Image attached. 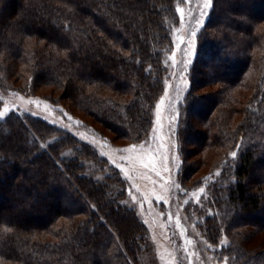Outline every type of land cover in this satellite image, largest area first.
Returning a JSON list of instances; mask_svg holds the SVG:
<instances>
[{"label": "trees", "instance_id": "16d2710c", "mask_svg": "<svg viewBox=\"0 0 264 264\" xmlns=\"http://www.w3.org/2000/svg\"><path fill=\"white\" fill-rule=\"evenodd\" d=\"M181 1L0 0V90L7 91L9 77L26 73L33 85L61 88L68 109L75 105L115 135L140 141L165 86V52L174 43ZM196 37L190 88L177 102L178 180L212 189L213 210L191 201L184 205L191 223L171 224L187 264L194 261L191 225L214 244L230 230L235 263L264 264V248L246 249L238 229L248 224L264 231V170L253 174L255 162L264 164V0H214ZM204 56L209 79L225 91L251 85L246 113L233 128L230 116L217 114L230 99L198 92L207 82ZM202 99L209 104L200 130L192 116ZM196 126L203 148L230 143L217 180L209 171L188 181L196 162H189L187 136ZM125 186L119 169L71 130L39 115L0 118V203L6 207L0 206V264H140L147 226L126 201Z\"/></svg>", "mask_w": 264, "mask_h": 264}, {"label": "rangeland", "instance_id": "374dc122", "mask_svg": "<svg viewBox=\"0 0 264 264\" xmlns=\"http://www.w3.org/2000/svg\"><path fill=\"white\" fill-rule=\"evenodd\" d=\"M202 4L203 0H191L190 3H185L182 0L179 4L180 20L174 34V43L165 52V61L168 67L165 86L156 99L149 131L140 141H131L129 138L115 135L112 130L93 117L86 115L75 105L68 109L69 103H66L64 98L66 93L61 88L52 85H33L25 75L26 73L9 77L4 81L6 84L4 87L8 88L7 91L0 90V112H4V116L0 118L6 117L11 112L44 117L51 123L71 130L82 141L91 143L100 154L109 159L110 165L119 169L126 185V201L136 209L137 214L147 226L149 241L143 249L140 264H187V249H185L184 242L182 243L181 236L172 227L171 221L185 219L190 224L191 218L185 211L184 205L191 201L202 210H213V206H210L214 194L212 189L208 188L205 192H199L201 187L198 189L197 186L190 188L189 182H179L180 144H178L175 134L178 123L177 102L186 91L185 80L189 82V67L187 71H182L184 65L181 63L182 60L186 59L185 51L182 50H186L187 45L181 43L178 38L187 41L193 29L198 31L201 23L198 24L197 22H204L210 12L208 9L205 15L201 16ZM196 38L193 42V55L187 57L191 60L195 55L194 51H196ZM205 64H210L207 56H204ZM205 70L203 83L204 81L207 82L198 88V92L204 96L219 92L221 98L223 96L228 97L230 104L225 105L224 103L226 108L221 105L217 110L218 113H216H220L222 118H225L227 114L230 116L231 127L237 126L246 113L243 106L252 94L251 85L250 87L246 84L235 86L225 91L223 88L227 87L223 83L209 79L210 75L207 73L209 67L207 65H205ZM1 81L3 82V80ZM103 88L104 91L107 90V88ZM161 98L165 99V104L158 109ZM200 102L203 108L204 105L207 107L209 104L206 99H202ZM200 108L198 107L192 116V120L195 124H203L197 125L201 130L206 126L202 122L205 108ZM172 117H175L174 122H172ZM170 123H172L171 129L169 128ZM95 126L99 127L102 133ZM197 126L190 128L193 135L187 136L186 146L189 162H196L194 171L187 177L188 181L195 178H205L209 171H213V179L217 180L222 173V166H219L218 163L227 156V152L231 148L230 143L220 146L215 144L209 148H203L199 144L201 139L195 134L198 130ZM145 141L150 143L151 151L148 150V145L145 146L144 150L137 148L128 152L121 151L122 149H130L132 145H140ZM250 141L249 136H247L244 148L248 146ZM165 149L168 155L167 167L170 171L163 170L164 161L160 158ZM173 157L179 158V164ZM153 164H155L154 169ZM259 170H264V164L255 162L253 174L258 173ZM98 175H101L100 171ZM0 206L6 209L4 201L0 203ZM191 226L190 231L194 235L195 243L189 251H193V264H236L237 260L230 256L229 251L231 247L235 248L233 246L234 240L229 233L230 230L225 229L218 243L214 244L208 241L201 227ZM238 229L243 231V233H239V236L246 249L264 248V231L254 232L251 225L248 224ZM225 240L227 241L226 244L224 243ZM222 258H227V260Z\"/></svg>", "mask_w": 264, "mask_h": 264}, {"label": "snow or ice", "instance_id": "6c2138e0", "mask_svg": "<svg viewBox=\"0 0 264 264\" xmlns=\"http://www.w3.org/2000/svg\"><path fill=\"white\" fill-rule=\"evenodd\" d=\"M184 2L190 3L191 0H184ZM213 2H214V0H203V4H202L203 11L200 12L201 16L205 15L207 10L213 6ZM181 11H183V9H181ZM197 23L200 24L202 22L198 21ZM196 36H197V29H193L192 32L190 33V38L187 41H184L183 38H178V39H180L181 43H185L187 45V49L182 50V51H185V55H186V59L181 61V63L184 65V68L182 71H187L188 67L192 63L191 59H188L187 57H190L193 55L192 48H193V42H194V39ZM181 79H184V77H181ZM189 88H190V84H189V82H187L185 80V90H188ZM164 104H165V99L161 98L159 101L158 109L162 108L164 106ZM3 116H4V112H0V117H3ZM174 121H175V117H172V122H174ZM171 127H172V123H170V125H169L170 129H171ZM146 145H148V150L151 151L152 150L151 145L148 141H145L144 143H142L140 145H132L130 149H122L121 151L128 152V151L135 150L137 148L144 150ZM236 155H237L236 151H233L231 153L232 157H236ZM160 158H161V160L164 161V169L163 170L164 171H170V169L167 167L168 155H167L166 149L164 150V154ZM173 159H175L177 161V164H179V158L178 157H173ZM145 166H147V165H145ZM154 168H155V164H153V169ZM200 191L203 192L204 189H200ZM224 243L226 244L227 241L225 240ZM222 259L227 260V258H222Z\"/></svg>", "mask_w": 264, "mask_h": 264}]
</instances>
